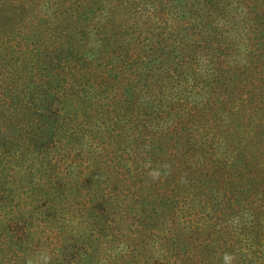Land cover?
<instances>
[{
  "label": "trees",
  "instance_id": "obj_1",
  "mask_svg": "<svg viewBox=\"0 0 264 264\" xmlns=\"http://www.w3.org/2000/svg\"><path fill=\"white\" fill-rule=\"evenodd\" d=\"M0 264H264V0H0Z\"/></svg>",
  "mask_w": 264,
  "mask_h": 264
}]
</instances>
